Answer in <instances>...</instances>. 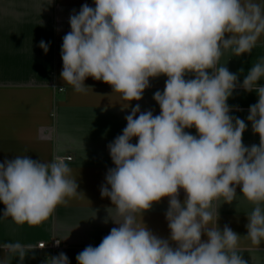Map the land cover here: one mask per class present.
Segmentation results:
<instances>
[{
	"label": "clouds",
	"instance_id": "1",
	"mask_svg": "<svg viewBox=\"0 0 264 264\" xmlns=\"http://www.w3.org/2000/svg\"><path fill=\"white\" fill-rule=\"evenodd\" d=\"M69 17L63 37L61 78L84 92L86 78L109 84L121 99L140 101L150 79L166 76L153 99L160 114L131 107L122 134L108 145L115 167L108 169L101 197L109 198L113 227L98 246H87L77 264H248L238 254L240 236L218 226L216 201L232 204L240 188L254 205L247 215V236L264 241V58L243 73L220 65L225 52L251 54L264 34V4L255 0H94ZM226 35L228 38H225ZM45 53L49 45H39ZM193 78L186 79L187 76ZM255 92L247 121L259 145L245 146L247 124L230 115L236 89ZM63 92L65 89H59ZM236 110H239L237 107ZM195 128L196 135L186 131ZM133 138H138L135 144ZM65 157L51 162L28 155L0 163V219L36 226L58 205L80 193ZM185 196L180 199V191ZM168 198L169 238L143 223V214ZM223 203V204H224ZM141 222L137 221V216ZM206 237V239H202ZM62 240H55L59 246ZM174 245V246H173ZM21 261L45 244L6 243ZM0 264H4L0 261ZM44 264H69L61 252Z\"/></svg>",
	"mask_w": 264,
	"mask_h": 264
},
{
	"label": "crops",
	"instance_id": "2",
	"mask_svg": "<svg viewBox=\"0 0 264 264\" xmlns=\"http://www.w3.org/2000/svg\"><path fill=\"white\" fill-rule=\"evenodd\" d=\"M264 4V0H255ZM87 3L95 7L94 0H0V163L17 155H28L33 160L51 162L54 155L71 157L67 162L71 178L77 180L80 193L58 205L52 216L36 226L17 225L11 218L0 219V246L6 243L45 244L29 252L22 264H44L50 256L65 253L69 264H77L76 256L85 247L98 246L113 227H118L109 215L118 219L109 198L101 197L108 169L115 167L108 145L122 134L125 117L131 107L140 105L141 111L152 110L160 114L154 93L163 91L166 76L150 79V87L140 101L127 102L103 81L85 79L88 87L76 92L61 78L63 37L71 30L69 17ZM225 38H228L226 35ZM49 45L47 53L39 46ZM264 58V34L258 39L251 54L235 57L230 51L220 59L230 72L238 73L239 82L250 68ZM193 78L191 74L186 79ZM264 85V80L258 81ZM64 87V91L59 89ZM255 92L236 89L229 98L230 115L243 119L247 129L243 133L245 146L259 145V135L253 133L247 121L249 107L257 102ZM239 110H236V108ZM196 135L195 128L186 129ZM138 138H133L135 144ZM237 200L232 204L216 201L219 211L218 226L228 225L241 238L238 254L248 264H264V241L257 247L246 238L247 215L254 205L244 200L237 188ZM183 190L180 199H184ZM224 203V204H223ZM168 198L153 205L143 214L147 228L161 238H169L165 212ZM5 205L0 202V217ZM141 222V217L137 216ZM206 239V237H202ZM55 240H62L59 246ZM174 246V245H173ZM0 261L4 264H21L16 254L0 247Z\"/></svg>",
	"mask_w": 264,
	"mask_h": 264
},
{
	"label": "built area",
	"instance_id": "3",
	"mask_svg": "<svg viewBox=\"0 0 264 264\" xmlns=\"http://www.w3.org/2000/svg\"><path fill=\"white\" fill-rule=\"evenodd\" d=\"M71 160H72L71 157H66V162H69V161H71Z\"/></svg>",
	"mask_w": 264,
	"mask_h": 264
}]
</instances>
